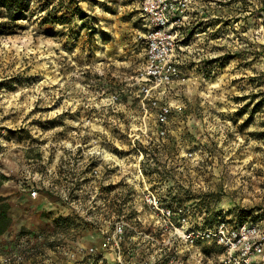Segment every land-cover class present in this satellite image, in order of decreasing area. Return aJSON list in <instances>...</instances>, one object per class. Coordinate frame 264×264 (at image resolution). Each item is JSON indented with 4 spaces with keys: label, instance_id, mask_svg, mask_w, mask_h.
Returning <instances> with one entry per match:
<instances>
[{
    "label": "rangeland",
    "instance_id": "obj_1",
    "mask_svg": "<svg viewBox=\"0 0 264 264\" xmlns=\"http://www.w3.org/2000/svg\"><path fill=\"white\" fill-rule=\"evenodd\" d=\"M191 7L186 79L162 96L172 106L163 136L139 91L145 54L134 0L34 1L1 30V192L37 195L12 205L0 264H66L121 213L149 230L150 190L185 206L191 229L220 218L264 229V0ZM59 216L75 217L74 226L54 224ZM175 244L188 264H230L213 240Z\"/></svg>",
    "mask_w": 264,
    "mask_h": 264
},
{
    "label": "built area",
    "instance_id": "obj_2",
    "mask_svg": "<svg viewBox=\"0 0 264 264\" xmlns=\"http://www.w3.org/2000/svg\"><path fill=\"white\" fill-rule=\"evenodd\" d=\"M134 2L142 21L138 38L144 44L145 54L139 91L142 101L155 110L156 122L160 126L157 133L163 136V126L172 113V106L162 102V96L174 83L186 79L181 71L185 64L182 52L191 35L188 19L195 9L191 7L192 0ZM29 195L35 198L37 189H30ZM63 200L69 201V198L65 195ZM143 201L155 212L149 230L144 229L138 217L124 213L115 215L110 226L101 228L99 243L89 246L80 261L95 256L98 257L96 264H188L175 242L193 245L205 239L222 246L230 264H257L264 257V229L257 221L220 218L213 229H191L185 206L172 208L151 190L143 195ZM145 241L159 246L145 248L141 246Z\"/></svg>",
    "mask_w": 264,
    "mask_h": 264
},
{
    "label": "trees",
    "instance_id": "obj_3",
    "mask_svg": "<svg viewBox=\"0 0 264 264\" xmlns=\"http://www.w3.org/2000/svg\"><path fill=\"white\" fill-rule=\"evenodd\" d=\"M36 1L40 3L42 0H0V14H4L8 22H0V34L3 28H12L15 26L16 21L24 19L26 13L30 10L32 2ZM47 5V4H45ZM40 7H44V4H40ZM70 7V6H69ZM79 10V8H77ZM81 11V10H80ZM78 12L75 8L70 9V17L77 15ZM81 18L84 15H80ZM67 15L64 14L58 19L62 22V20L66 19ZM67 20H70L67 18ZM9 25V26H8ZM217 61V60H215ZM7 179V176L0 172V187ZM54 224L63 225L70 224V226H74L75 217L72 216H59L53 219ZM12 218L10 216V204L8 202V197L0 195V236L3 235L11 226ZM98 257L90 256V258L84 257V259L76 264H96Z\"/></svg>",
    "mask_w": 264,
    "mask_h": 264
},
{
    "label": "crops",
    "instance_id": "obj_4",
    "mask_svg": "<svg viewBox=\"0 0 264 264\" xmlns=\"http://www.w3.org/2000/svg\"><path fill=\"white\" fill-rule=\"evenodd\" d=\"M24 160H25V158H24ZM6 171H7V169H6ZM8 172H11V170H8ZM37 173V172H36ZM7 175H8V173H6ZM9 180V182H11L12 181V179H8ZM3 189H5L4 188V185L3 186H1L0 187V194L1 195H4V196H8V202H9V204H10V206H11V208H10V211H12V205L13 204H15L16 205V203H27V201L28 202H30V200L32 199L31 197H30V195H29V193L27 194V193H25V192H27V189H25V188H21L20 189V191H24V193H21V194H23V195H25V198L23 197L22 199H19V198H17L16 197V195H14V196H12L11 194L13 193V191L11 190V191H8V192H6V191H4V192H1ZM45 198V197H44ZM44 200V199H43ZM42 199L40 200V201H43ZM43 203L44 204H46L45 206H47V205H51V201H49V200H44L43 201ZM94 243V242H93ZM99 243V242H98ZM78 249L77 248H74V251L73 250H71L70 252H69V260H68V262L66 263V264H76V262L77 261H79V260H81V258L83 257V254L84 253H81L80 254V256H79V258H78V252H76ZM108 257V256H107ZM109 258V257H108Z\"/></svg>",
    "mask_w": 264,
    "mask_h": 264
}]
</instances>
